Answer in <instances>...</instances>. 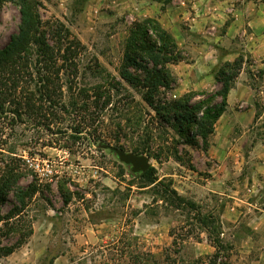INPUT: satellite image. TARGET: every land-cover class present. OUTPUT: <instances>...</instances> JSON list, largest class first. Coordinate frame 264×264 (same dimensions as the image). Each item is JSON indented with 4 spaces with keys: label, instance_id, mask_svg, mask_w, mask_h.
I'll use <instances>...</instances> for the list:
<instances>
[{
    "label": "rangeland",
    "instance_id": "rangeland-1",
    "mask_svg": "<svg viewBox=\"0 0 264 264\" xmlns=\"http://www.w3.org/2000/svg\"><path fill=\"white\" fill-rule=\"evenodd\" d=\"M179 1L165 0L163 7ZM33 5L51 45L58 29L65 43L75 39L80 46H73L67 61L64 47L57 57L58 66L67 65L59 78L51 75L58 80L51 84L57 105L56 119L46 124L50 131L36 117L14 114L10 104L0 109V264H212L217 249L209 236L225 246L218 261L264 264L257 263L256 253L241 259L237 228L227 229L232 237L223 236L229 225L222 216L233 199L225 201L216 188L236 187L239 177L220 168L201 134L188 136L172 120L163 122L145 101L147 87L121 78L125 66L145 76L127 56L141 63L131 41L139 25L154 18L117 10L116 0H34ZM19 27V0H0V48ZM33 59L28 87L36 92L39 58ZM239 59L242 71L247 58ZM175 76L174 88L159 87L164 101L189 93L176 92ZM72 102L87 105L89 112H75ZM107 143L133 153L148 147L136 154L150 158L155 181L133 172ZM25 157L54 162L57 174L40 178Z\"/></svg>",
    "mask_w": 264,
    "mask_h": 264
},
{
    "label": "crops",
    "instance_id": "crops-1",
    "mask_svg": "<svg viewBox=\"0 0 264 264\" xmlns=\"http://www.w3.org/2000/svg\"><path fill=\"white\" fill-rule=\"evenodd\" d=\"M164 1L116 0L121 3L116 9L157 19L175 37L186 56L169 65L179 78L177 93L213 91L219 87L216 71L222 64L247 58L208 152L220 168L239 177L236 187L216 188L225 201L233 199L222 216L229 225L223 236L232 237L227 229L237 228L241 259L256 253L257 263H264V1L180 0L163 7ZM256 70L261 76L255 78Z\"/></svg>",
    "mask_w": 264,
    "mask_h": 264
},
{
    "label": "trees",
    "instance_id": "trees-1",
    "mask_svg": "<svg viewBox=\"0 0 264 264\" xmlns=\"http://www.w3.org/2000/svg\"><path fill=\"white\" fill-rule=\"evenodd\" d=\"M33 4L34 0H19V30L11 36L5 46L0 48V109L3 111L5 105L10 104L13 106L14 114L20 118H22L21 113L30 119L36 117L39 123L47 131H50V127H47L46 124L50 118L56 119L54 107L57 105L51 84L54 85L58 80L53 79L51 75L58 77L60 70L67 65L65 63L58 66L57 57L60 55V49L64 47L66 53L64 58L67 61V55L71 53L73 46L78 48L80 44L75 39H69L68 44L65 43L61 34L62 30L54 29L51 35L55 45H51L42 20L33 11ZM148 24L152 25L153 30L156 31L157 39H151ZM135 36L131 44L137 56H139V51L141 63L131 55L127 56V62L142 68L146 74L141 78L128 71L125 66L121 70V78L132 86L144 85L147 87L149 91L145 95V101L157 112L159 118L165 123L172 120L174 122L172 124L176 125L180 132H186L188 136H193L194 133L201 134L205 150L208 151L210 147L208 136L214 133L216 122L227 108L228 94L242 69V60L224 63L217 69L216 80L220 86L214 92H189L178 100L164 101L160 98L159 87L174 88L177 80L167 64L184 60L179 45L175 37L155 19H149L145 24L141 23ZM34 55L39 58L37 64L40 75L38 78L39 87L36 92L28 87L32 72L35 70ZM149 62L152 63V66ZM83 96L85 97V95ZM198 97H204V99H197ZM70 105L77 113L79 111L82 114L89 112L84 111L87 106L85 104L79 106L77 102H72ZM66 112L69 111L66 110ZM199 114L202 116L199 117ZM119 148L124 149L123 146ZM140 151L146 153L149 152V148L137 147L134 150L135 153H140ZM141 176L149 182L155 181L154 167L143 172ZM209 238L213 239L212 242L217 249L212 264H230L227 261H218L225 247L223 241L212 238V236ZM12 252L13 250H10L6 254Z\"/></svg>",
    "mask_w": 264,
    "mask_h": 264
},
{
    "label": "water",
    "instance_id": "water-1",
    "mask_svg": "<svg viewBox=\"0 0 264 264\" xmlns=\"http://www.w3.org/2000/svg\"><path fill=\"white\" fill-rule=\"evenodd\" d=\"M110 148L118 154L122 162L132 166L133 172H146L151 168L150 158L146 155L127 152L114 146H110Z\"/></svg>",
    "mask_w": 264,
    "mask_h": 264
},
{
    "label": "built area",
    "instance_id": "built-area-1",
    "mask_svg": "<svg viewBox=\"0 0 264 264\" xmlns=\"http://www.w3.org/2000/svg\"><path fill=\"white\" fill-rule=\"evenodd\" d=\"M26 162L32 167L34 173L37 176L44 179H51L57 174L55 169L56 164L48 159H42L39 161L35 160L36 158L25 157Z\"/></svg>",
    "mask_w": 264,
    "mask_h": 264
}]
</instances>
